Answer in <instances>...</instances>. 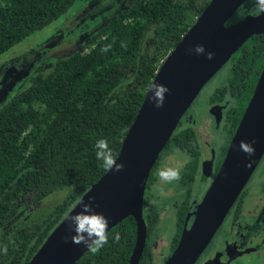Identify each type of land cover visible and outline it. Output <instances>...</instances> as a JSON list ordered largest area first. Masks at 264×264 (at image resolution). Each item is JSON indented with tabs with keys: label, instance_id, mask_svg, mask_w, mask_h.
I'll return each mask as SVG.
<instances>
[{
	"label": "trees",
	"instance_id": "obj_1",
	"mask_svg": "<svg viewBox=\"0 0 264 264\" xmlns=\"http://www.w3.org/2000/svg\"><path fill=\"white\" fill-rule=\"evenodd\" d=\"M208 1L136 0L86 36L73 52L57 58L49 73L36 74L28 89L1 101L0 226L6 229L0 239V264H27L80 197L106 172L96 159V141L106 139L114 156L118 155L156 71ZM74 2L0 0V55L64 14ZM238 11L241 19L257 13L259 7L250 0ZM149 34L155 48L147 56L143 45ZM263 62L264 34L253 35L220 69L227 70L229 85L225 87L234 103V125L251 97ZM123 81L125 89L111 97ZM222 91L219 87L213 94ZM182 127L180 120L151 169L146 187L169 148L199 151L194 130ZM67 186L70 192L44 217L9 226L26 197L36 204ZM147 197L146 191L143 219L147 238L139 264H156L149 240L161 208L150 207ZM182 221L183 215L177 219L169 255L179 240ZM116 233L119 242L114 240ZM108 235V243L98 253L87 250L74 264H128L136 237L134 218H124Z\"/></svg>",
	"mask_w": 264,
	"mask_h": 264
},
{
	"label": "water",
	"instance_id": "obj_2",
	"mask_svg": "<svg viewBox=\"0 0 264 264\" xmlns=\"http://www.w3.org/2000/svg\"><path fill=\"white\" fill-rule=\"evenodd\" d=\"M250 0H209L204 9L167 54L156 71L129 126L118 155L121 171H106L80 197L92 198L95 213L108 220V231L124 218L136 222V237L128 264H139L146 245L147 229L143 201L148 177L185 112L204 86L253 35L264 34V12L246 14L229 23L236 11ZM257 5V0H252ZM203 45L205 54L195 52ZM214 53L213 59L206 53ZM166 86L162 108L154 106L150 88ZM6 95L2 98L5 99ZM254 149L249 156L241 143ZM264 154V64L251 97L229 142L222 164L191 215H187L177 245L162 264H195L204 252L228 211L241 193ZM78 201L44 240L27 264H74L88 250L72 242L75 234L66 217L82 210ZM192 216L188 226L189 217ZM67 237V239H66ZM208 261L205 264H216Z\"/></svg>",
	"mask_w": 264,
	"mask_h": 264
},
{
	"label": "flooded vegetation",
	"instance_id": "obj_3",
	"mask_svg": "<svg viewBox=\"0 0 264 264\" xmlns=\"http://www.w3.org/2000/svg\"><path fill=\"white\" fill-rule=\"evenodd\" d=\"M230 60L231 58L224 66H227ZM18 63L19 60L16 61V65H12L13 68L8 67L5 70L0 81V95L1 91L8 86V83L5 84L6 80L10 81L23 75V65ZM228 85V82L225 81L221 86L222 92L214 95L212 91L208 95L205 102L206 114L199 121L193 117L191 107L181 119L184 128L190 127L194 130L199 142V151L197 152L193 147L169 148L157 162L152 182L145 189L150 207L160 205L162 208L163 203L165 204L161 215L159 213L158 220L165 214L166 219L172 215L175 220L174 226H176L177 219L183 215L181 230L186 216L191 215L195 210L196 205L201 201L216 176L239 122L234 125V103L225 87ZM216 132L221 135L217 136ZM170 167L181 170V179L170 183L160 181L157 172ZM255 173L257 176L253 178ZM183 186H187V189L182 190ZM192 188H196L198 195L191 199ZM161 190L162 192L167 191L163 197L158 193ZM181 190L184 193L181 200H178L177 197L181 195ZM157 201H161V203ZM191 221L192 216L188 219V226ZM152 237L153 233L149 240L152 259L156 264H162L169 255L171 240L168 242L166 253L154 255L153 248L158 239L151 241ZM215 259L216 264H264V154L195 264H205L208 261H215Z\"/></svg>",
	"mask_w": 264,
	"mask_h": 264
},
{
	"label": "rangeland",
	"instance_id": "obj_4",
	"mask_svg": "<svg viewBox=\"0 0 264 264\" xmlns=\"http://www.w3.org/2000/svg\"><path fill=\"white\" fill-rule=\"evenodd\" d=\"M135 1L136 0H75L64 14L48 25L43 26V28L33 32L24 40L1 54L0 81L4 76L5 70L8 67L13 68L14 66L12 65H16L17 60H19L18 64L23 65L24 72L23 75L15 77L13 80L5 81V84L8 83V86L1 91L0 103H2L1 101L3 100L9 101L22 91L28 89L29 86L32 85V80L36 74L42 73L45 75L49 73L57 58L73 52L78 45L84 43L86 36L105 25L114 14L124 8L130 7ZM239 13L238 11L233 15L230 22L238 21L240 17ZM154 48L152 35L149 34L143 45V50L146 52L147 56H150ZM16 67L17 66H15V68ZM226 76L227 70L226 67H224L204 86L198 97L190 106L193 117L198 121L206 114L205 102L208 95L216 88L223 85L226 81ZM125 87L123 81L122 84L112 92L111 97L118 96ZM5 95V99H2ZM216 135L219 136L221 134L216 132ZM256 176L257 174L255 173L253 178ZM156 188H159V186H156ZM183 189L186 190L187 186H183L182 190ZM70 190L71 187L69 186L58 189L36 204L31 202L29 196L26 197L24 207L9 220V226H13L20 221L25 223L27 220L36 221V219L38 220V218L44 217L55 205L63 201ZM182 190L181 195L177 197L178 200H181V196L184 193H182ZM158 193L163 197L164 194H167V191L162 192L161 190ZM197 195L196 188H192L190 198L192 199ZM161 201L157 202L161 203ZM162 206L160 215L165 204L163 203ZM174 224L175 220L172 215L166 219L165 214L158 220L151 239V241L158 239L153 248L154 255L167 252L168 242L175 232ZM5 229L6 226H0V239Z\"/></svg>",
	"mask_w": 264,
	"mask_h": 264
},
{
	"label": "clouds",
	"instance_id": "obj_5",
	"mask_svg": "<svg viewBox=\"0 0 264 264\" xmlns=\"http://www.w3.org/2000/svg\"><path fill=\"white\" fill-rule=\"evenodd\" d=\"M257 5L260 11L264 12V0H257ZM195 52L197 54H205V48L203 45H196ZM107 51V49H104ZM214 57V53L207 52L206 58L211 60ZM152 93L151 99L154 102V106L162 108L164 105L165 94L169 89L161 84H153L150 88ZM96 159L102 162V166L105 171L119 172L123 169V163H117L111 148L108 146L106 139H98L94 145ZM240 148L246 154L251 156L254 154V149L246 143H241ZM157 177L160 181L170 183L172 181H179L181 179V170L179 168H164L157 172ZM92 198H89L88 202L83 200L78 201L82 210L74 215L66 217V220L70 221L69 227L75 234L71 237L72 242L76 244H84L88 251L93 254L98 253L105 244L108 243V220L102 214L95 213L92 207ZM67 239V237H66ZM119 233L114 235L115 242H119ZM4 252L7 248L3 249Z\"/></svg>",
	"mask_w": 264,
	"mask_h": 264
}]
</instances>
